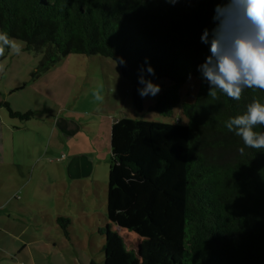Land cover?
I'll use <instances>...</instances> for the list:
<instances>
[{"label": "trees", "instance_id": "1", "mask_svg": "<svg viewBox=\"0 0 264 264\" xmlns=\"http://www.w3.org/2000/svg\"><path fill=\"white\" fill-rule=\"evenodd\" d=\"M219 2L0 0L4 36L26 42L25 49L51 48L43 68L71 53L111 58L132 83L139 111L145 59L153 81L168 80L149 110L172 122L124 116L112 123L104 264L264 263V149L244 146L225 127L253 96L264 103V91L246 88L234 100L217 90L213 99L198 70L210 55L202 36L216 27ZM192 76L201 83L197 97L183 101ZM0 104L11 117L34 115ZM179 105L188 124L175 117ZM57 220L69 236L70 218ZM112 225L141 237L138 250L126 249Z\"/></svg>", "mask_w": 264, "mask_h": 264}, {"label": "rangeland", "instance_id": "2", "mask_svg": "<svg viewBox=\"0 0 264 264\" xmlns=\"http://www.w3.org/2000/svg\"><path fill=\"white\" fill-rule=\"evenodd\" d=\"M3 36L0 32V37ZM12 41L20 44L22 51L19 55L13 54L11 47L5 46L0 40V90L12 84L25 85L22 90L9 93V98L13 101L14 107L23 109V112L34 111V115L25 120L30 121L32 127L40 123L36 121L40 120L42 114L55 115L61 104L65 117L82 116L87 122L95 118L96 123L99 121L106 123L107 118L117 120L124 116L173 121V118L149 110L153 103L152 96L142 98L138 93L142 99L143 110L139 111L136 108L134 87L111 58L71 53L43 68L52 51L49 46L25 49L26 42L16 39ZM36 71H38L36 75H33ZM153 82L159 84L161 89L168 84L166 79ZM200 84L196 77L189 78L183 88L182 100L195 101ZM97 88L104 97L102 102L94 100L93 91ZM175 117L182 124L189 122L181 110V105L176 108ZM84 127L90 132L97 129L96 126L86 124ZM110 154L102 153L101 157L97 155L93 158L96 167L93 176L87 177L88 181L81 182L83 187H76L74 182L72 184L70 182L67 193H64L62 200L60 199L63 202L57 203L55 210L49 204L47 213H33L39 215L37 221L40 226L36 222V226L23 235L31 244L18 254L9 253V249L2 248L0 264H20L16 260L22 264H104L105 237L100 230L108 222L106 212ZM65 174L69 175L67 171L61 172V175ZM60 215L71 220L69 236L58 223ZM112 229L120 235L126 249L138 250L140 242L143 241L141 237L134 232L120 229L117 225H112ZM2 236L3 233L0 238ZM1 246H5L2 241L0 248Z\"/></svg>", "mask_w": 264, "mask_h": 264}, {"label": "crops", "instance_id": "3", "mask_svg": "<svg viewBox=\"0 0 264 264\" xmlns=\"http://www.w3.org/2000/svg\"><path fill=\"white\" fill-rule=\"evenodd\" d=\"M24 87L12 84L0 90V96L4 95L0 103L7 101L13 110L23 112L14 107L9 93ZM5 109L0 104V243L5 245L0 251L3 248L18 254L31 244L23 235L38 222L39 215L33 213H47L49 204L55 210L57 203L63 202L70 182L83 187L81 182L93 176V158L110 153L108 135L115 120L107 118L106 123H96L95 118L87 122L82 116L65 117L61 104L57 116L42 114L36 121L40 123L32 127L30 121L11 117ZM85 124L97 129L90 132ZM63 171L69 175H61Z\"/></svg>", "mask_w": 264, "mask_h": 264}, {"label": "clouds", "instance_id": "4", "mask_svg": "<svg viewBox=\"0 0 264 264\" xmlns=\"http://www.w3.org/2000/svg\"><path fill=\"white\" fill-rule=\"evenodd\" d=\"M167 2L175 4L179 0ZM213 19L216 27L211 31L205 29L202 36V42L210 44V55L198 67L210 85L209 96L216 99L219 90L231 99L240 100L246 88L264 91V0H220ZM0 40L11 47L13 54L21 53V45L6 35ZM121 63L125 61L121 59ZM153 76L155 69L146 58L138 75V83L142 85L138 93L142 98L155 97L161 91V86L150 78ZM93 97L97 102L104 99L99 88L93 91ZM258 126H264V103L257 96L252 97L243 114L225 121L228 131L240 137L244 146L261 150L264 131H256ZM239 152L243 154L244 148ZM125 182L130 181L125 178Z\"/></svg>", "mask_w": 264, "mask_h": 264}, {"label": "built area", "instance_id": "5", "mask_svg": "<svg viewBox=\"0 0 264 264\" xmlns=\"http://www.w3.org/2000/svg\"><path fill=\"white\" fill-rule=\"evenodd\" d=\"M62 157H65V154H63V155L61 156V158H62Z\"/></svg>", "mask_w": 264, "mask_h": 264}]
</instances>
